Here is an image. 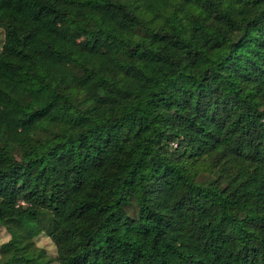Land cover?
Segmentation results:
<instances>
[{"label":"trees","instance_id":"16d2710c","mask_svg":"<svg viewBox=\"0 0 264 264\" xmlns=\"http://www.w3.org/2000/svg\"><path fill=\"white\" fill-rule=\"evenodd\" d=\"M0 30L14 257L264 264V0H0Z\"/></svg>","mask_w":264,"mask_h":264},{"label":"rangeland","instance_id":"374dc122","mask_svg":"<svg viewBox=\"0 0 264 264\" xmlns=\"http://www.w3.org/2000/svg\"><path fill=\"white\" fill-rule=\"evenodd\" d=\"M0 39H1V30H0ZM1 41V40H0ZM7 233L3 228L0 227V264H56L52 259L54 253V245L43 233H39L34 237L35 244L37 246L43 247L44 256L42 260L31 259L28 261H20L16 257L13 256L11 248L4 243L3 241L7 238Z\"/></svg>","mask_w":264,"mask_h":264}]
</instances>
